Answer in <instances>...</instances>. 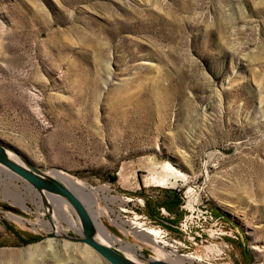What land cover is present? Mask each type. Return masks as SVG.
<instances>
[{"label":"rangeland","instance_id":"rangeland-1","mask_svg":"<svg viewBox=\"0 0 264 264\" xmlns=\"http://www.w3.org/2000/svg\"><path fill=\"white\" fill-rule=\"evenodd\" d=\"M0 142L104 188L94 211L139 261L164 245L195 264H264V0H0ZM5 169L0 264H110L91 247L85 262L84 243L57 236L79 228ZM166 191L178 221L147 213Z\"/></svg>","mask_w":264,"mask_h":264},{"label":"bare ground","instance_id":"bare-ground-1","mask_svg":"<svg viewBox=\"0 0 264 264\" xmlns=\"http://www.w3.org/2000/svg\"><path fill=\"white\" fill-rule=\"evenodd\" d=\"M9 155L12 158H14L15 160L23 163L22 158H20L16 154L9 151ZM29 161H31V160H29ZM32 163H34V162H32ZM5 171H6V169L0 165V172H5ZM52 173H55L58 177L63 179L64 182L67 184V186L70 187L78 195V197L82 200V202H84V204L86 206H88L89 209L92 210V212H95L94 206L99 202L98 201L99 200L98 195L100 194L99 192L101 189L103 192H105L104 188L89 187L81 179L75 178L74 176H72L68 173H65V172H60V171L54 170V171H52ZM0 180L1 181L3 180V177L1 174H0ZM11 183H13L15 186L19 187L18 184L14 183V182H11ZM26 189H28L27 190L28 192H34L35 193V196L37 197V199H36L37 203H40L42 201L41 195L39 193H37L36 190H34L31 186L28 185ZM104 195H105V193H104ZM106 195H105V197H106ZM46 198H47V201L50 203V205L52 206V208L55 212L54 213V215H55L54 221L56 219L60 218V219L64 220L70 227H78L79 232H81V227L77 226L78 221H76L74 215H72V213H71V210H72V209L70 210L71 206L69 205V203L64 198L57 196V195H46ZM21 200L23 202L22 204L24 206H27L26 202H25V198L21 197ZM93 218H94L96 226H97V239L106 245L112 246V243L118 239L114 235H112L109 232V230L105 227L104 223L101 220H99V215H97V213L93 216ZM49 221L42 220L41 222L43 225L48 226V228L51 229V224H50L51 222H49ZM51 221L54 224L52 218H51ZM132 227H133L132 230L135 234L141 235V236H143V238H150L151 242H155L154 245L156 244V242H157L156 236H158L157 235L158 231L156 229L144 227L139 222H134ZM56 231H57V226H56L55 232ZM53 244H54L53 239L48 238L45 242H43V243L37 242L35 244H31V245L27 246L24 250L26 252H39V251H44V250L46 251V250L51 249L53 247ZM66 245L69 246V243L67 242ZM72 246H73V249L76 250L78 248L84 254L85 262L88 263L91 260V252L93 249L91 250L90 247H88L87 245H84V244H83V246H80V247L76 246V244L72 245ZM122 249L125 250L123 252L127 256L131 257L134 260H137L134 257H132L130 255V253H127V251H126V250H130V249L136 250V247L134 244L127 243L126 245L122 246ZM155 253H157V255L150 258V259L165 260V261H168L172 264H195V261H196V257H194L192 255L180 254V253L176 252V250H169L164 245L163 246L158 245L156 247ZM137 261H139V260H137ZM139 262H142V261H139Z\"/></svg>","mask_w":264,"mask_h":264},{"label":"water","instance_id":"water-1","mask_svg":"<svg viewBox=\"0 0 264 264\" xmlns=\"http://www.w3.org/2000/svg\"><path fill=\"white\" fill-rule=\"evenodd\" d=\"M9 151L8 147L0 142V165L19 175L34 187L40 193L48 211H53V208L47 201L46 193L47 195H57L64 198L77 215L82 234H57V236H62L72 243H84L88 245L110 264H172L165 260L150 258L145 262H139L111 245L100 242L97 239V226L91 210L82 202L78 195L67 186L64 180H61V178L54 174L41 170L27 159L22 158L23 163L15 160L9 155ZM48 217L50 218V216ZM51 224L55 231L56 226L52 221ZM53 233V236H56V233Z\"/></svg>","mask_w":264,"mask_h":264},{"label":"trees","instance_id":"trees-1","mask_svg":"<svg viewBox=\"0 0 264 264\" xmlns=\"http://www.w3.org/2000/svg\"><path fill=\"white\" fill-rule=\"evenodd\" d=\"M166 192L168 193L166 199L157 200L155 202L154 207L151 206L153 202H151L148 199L146 200L147 213L152 218H160L159 208L164 207L169 213L174 214L173 216H175V219L178 218L179 220V218L182 215V212L179 211V206H180L179 193L177 191H172L171 194L168 191Z\"/></svg>","mask_w":264,"mask_h":264}]
</instances>
